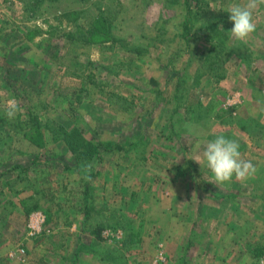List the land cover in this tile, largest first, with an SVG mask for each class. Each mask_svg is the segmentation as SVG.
<instances>
[{"label":"rangeland","instance_id":"rangeland-1","mask_svg":"<svg viewBox=\"0 0 264 264\" xmlns=\"http://www.w3.org/2000/svg\"><path fill=\"white\" fill-rule=\"evenodd\" d=\"M243 2L0 0V264H264V4L241 42ZM219 135L251 178L216 184Z\"/></svg>","mask_w":264,"mask_h":264},{"label":"clouds","instance_id":"clouds-1","mask_svg":"<svg viewBox=\"0 0 264 264\" xmlns=\"http://www.w3.org/2000/svg\"><path fill=\"white\" fill-rule=\"evenodd\" d=\"M260 4H264V0H244L243 3H233L227 7L226 12L233 24L229 32L232 38L243 42L254 33L256 24L253 13ZM12 115V112L8 113L9 117ZM200 149L201 144L197 143L195 151L200 152ZM201 156L217 185L229 183L233 178L244 182L256 172L255 165L242 158L239 143L224 135L204 144ZM195 162L199 164L198 161Z\"/></svg>","mask_w":264,"mask_h":264},{"label":"trees","instance_id":"trees-1","mask_svg":"<svg viewBox=\"0 0 264 264\" xmlns=\"http://www.w3.org/2000/svg\"><path fill=\"white\" fill-rule=\"evenodd\" d=\"M186 1V7L187 9L189 10V14L193 13V11L190 9V4L193 0H185ZM197 1V0H196ZM194 20V19H193ZM195 22H197V17H195ZM184 29H183V32H182V38L184 39V41L186 43H188V41L190 40V34L192 32V28L193 26H191V19H186L185 23H184ZM80 31L81 32H85L82 27H80ZM92 34V31H86L84 33L83 36H89ZM67 38L70 39L71 41L75 42L77 40H79L75 34H71L69 33L67 35ZM86 40H84L85 42ZM87 44H89V42H87ZM102 149L103 151H105V153H117V152H121V151H125L126 150V145L125 144H118V143H113V142H100L99 144L97 145H92L91 147V150H89V154L92 155L93 151H98ZM70 150L72 151V153L74 154H79L81 149H78L77 147H73V146H70ZM86 171V170H85ZM88 172V170H87ZM86 173V172H85Z\"/></svg>","mask_w":264,"mask_h":264},{"label":"crops","instance_id":"crops-1","mask_svg":"<svg viewBox=\"0 0 264 264\" xmlns=\"http://www.w3.org/2000/svg\"><path fill=\"white\" fill-rule=\"evenodd\" d=\"M163 212L166 213V212H168V211L164 210Z\"/></svg>","mask_w":264,"mask_h":264}]
</instances>
